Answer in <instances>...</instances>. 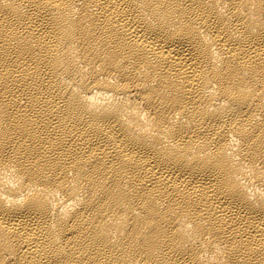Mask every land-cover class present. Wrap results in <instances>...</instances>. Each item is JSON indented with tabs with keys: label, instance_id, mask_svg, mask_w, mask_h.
I'll list each match as a JSON object with an SVG mask.
<instances>
[{
	"label": "bare ground",
	"instance_id": "1",
	"mask_svg": "<svg viewBox=\"0 0 264 264\" xmlns=\"http://www.w3.org/2000/svg\"><path fill=\"white\" fill-rule=\"evenodd\" d=\"M0 264H264V0H0Z\"/></svg>",
	"mask_w": 264,
	"mask_h": 264
}]
</instances>
